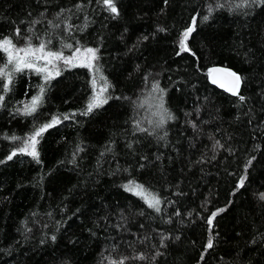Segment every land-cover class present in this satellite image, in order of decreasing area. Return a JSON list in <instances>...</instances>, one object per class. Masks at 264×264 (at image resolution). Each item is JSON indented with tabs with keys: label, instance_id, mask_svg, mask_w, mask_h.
<instances>
[{
	"label": "trees",
	"instance_id": "trees-1",
	"mask_svg": "<svg viewBox=\"0 0 264 264\" xmlns=\"http://www.w3.org/2000/svg\"><path fill=\"white\" fill-rule=\"evenodd\" d=\"M112 4L0 0V40L97 57L94 75L60 60L48 81L0 80V264H264V0ZM214 66L242 77L238 97ZM93 80L107 102L82 115ZM53 117L38 160L19 152Z\"/></svg>",
	"mask_w": 264,
	"mask_h": 264
},
{
	"label": "snow or ice",
	"instance_id": "snow-or-ice-1",
	"mask_svg": "<svg viewBox=\"0 0 264 264\" xmlns=\"http://www.w3.org/2000/svg\"><path fill=\"white\" fill-rule=\"evenodd\" d=\"M104 3L108 5L111 12L115 13L117 10L115 6L112 4V0H104ZM211 11V9H210ZM207 19V17H204ZM193 31V27H189L186 31L182 34V39L180 40V48L182 51H186L187 48L185 46V41ZM47 45L44 42H41L38 47H33L29 42L27 46L17 48L11 39H2L0 40V51H3L7 54V60L5 62L4 67H0V80H6L7 82L2 85L3 91L7 92L9 90V85L13 82V75L15 73H22L25 70L33 71L36 74H45L44 80L48 81L49 79L53 78V73L49 71V65L53 68L56 67L55 62L63 60L65 64H73L74 62H78L79 66L88 67L91 69L92 61H94L97 57L95 55V50L91 48H86L81 53L79 48L75 49L74 53L70 57H65L62 52L60 51H46ZM65 47L71 49V45H65ZM40 61H44L43 65H40ZM55 75H59V71L55 72ZM231 75L235 76L234 73ZM103 80V77H101ZM236 80L239 81V77H236ZM215 83V80L213 81ZM157 86H154L156 89ZM107 90V83L99 89L96 90V81L93 80V96L90 98L88 104L86 105V109L82 112V115H87L91 113L95 108L101 107L104 103L107 102V98L103 96V93ZM44 93V88H40V95L35 96L32 98L31 104L25 106L26 114H31L36 110V106L39 103L41 96ZM233 94L235 90H233ZM4 97L0 95V101H3ZM243 99V97H241ZM161 109H163V104L161 102L160 105ZM73 115H75L73 113ZM171 117L167 114L166 111H162L160 114L159 124L164 122V119ZM64 119H68L67 116ZM59 119L57 117H53L52 122L49 124L43 125L41 128L36 130L29 138L28 141L24 142V146L19 148V152L25 153L27 155L32 156L34 159L38 160V152L36 151V144L38 143L37 137H39L46 129L52 127L54 124L59 123ZM144 130V129H142ZM13 140L18 139L17 137H13ZM16 155V152H13L8 159H12L13 156ZM243 184V180H241V185ZM127 187V186H126ZM139 191L136 193L137 195H141L143 193L142 186H136ZM147 200V197H145ZM149 207H156L159 204V200L152 197L151 200H148ZM156 210L159 211V208L156 207ZM216 213H212V217L214 218ZM209 225L212 224V218L208 219ZM208 247H212V240L209 239ZM143 259V257H140ZM120 264H123L121 261Z\"/></svg>",
	"mask_w": 264,
	"mask_h": 264
},
{
	"label": "water",
	"instance_id": "water-1",
	"mask_svg": "<svg viewBox=\"0 0 264 264\" xmlns=\"http://www.w3.org/2000/svg\"><path fill=\"white\" fill-rule=\"evenodd\" d=\"M232 73L235 76L231 75ZM236 77H239V81L236 80ZM209 81L213 86L232 97H238L243 86L242 77L232 69L224 66L212 67L209 73ZM233 90L236 94H233Z\"/></svg>",
	"mask_w": 264,
	"mask_h": 264
},
{
	"label": "rangeland",
	"instance_id": "rangeland-1",
	"mask_svg": "<svg viewBox=\"0 0 264 264\" xmlns=\"http://www.w3.org/2000/svg\"><path fill=\"white\" fill-rule=\"evenodd\" d=\"M44 64V61H40V65H43ZM91 71H92V73H93V75H94V70L91 68ZM96 90L98 91V89L96 88ZM38 106V105H37ZM37 106H36V109H37ZM139 191V189L137 188V190L136 189H131V192H133V193H137ZM141 197L145 200V202L148 204V200H151L152 199V197H155L154 195H152L151 193H149V192H147V191H145L144 189H143V193L141 194ZM145 197H147V200L145 199ZM155 199H157V200H159L157 197H155ZM156 207H158V208H160V201H159V204L156 206ZM156 207H152V208H154L155 210H156ZM157 211V210H156Z\"/></svg>",
	"mask_w": 264,
	"mask_h": 264
}]
</instances>
